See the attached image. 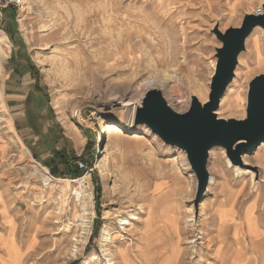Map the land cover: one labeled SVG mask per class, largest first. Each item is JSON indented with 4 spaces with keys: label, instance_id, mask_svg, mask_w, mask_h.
<instances>
[{
    "label": "rangeland",
    "instance_id": "rangeland-1",
    "mask_svg": "<svg viewBox=\"0 0 264 264\" xmlns=\"http://www.w3.org/2000/svg\"><path fill=\"white\" fill-rule=\"evenodd\" d=\"M22 1L24 9L0 17L10 45L0 85L12 123L0 121V264H126L124 255L129 264H160L161 257L144 258L148 245L160 243L145 242L142 233L148 220L164 216L182 224L176 240L186 256L176 264H227L234 247L217 233L215 213L227 202L242 217L254 205L264 226V142L242 155V165L230 166L226 150L215 149L208 164L214 182L196 211L198 182L185 152L146 126L129 128L121 101L139 107L157 89L171 108L168 92L188 110L193 97L205 104L221 47L215 29L264 15V0ZM263 74L264 30L257 28L217 118L246 119L249 85ZM111 124L119 128L109 135ZM76 160L88 169L76 173ZM76 189L92 194L84 232ZM130 215L138 220L124 229L120 220ZM105 227L112 230L109 255L100 244ZM214 239L221 258L213 256ZM252 244L251 264H264V240Z\"/></svg>",
    "mask_w": 264,
    "mask_h": 264
},
{
    "label": "water",
    "instance_id": "water-1",
    "mask_svg": "<svg viewBox=\"0 0 264 264\" xmlns=\"http://www.w3.org/2000/svg\"><path fill=\"white\" fill-rule=\"evenodd\" d=\"M257 28L264 30V15H246L240 27L214 33L221 43L216 50V66L210 85L209 99L201 104L193 97L188 112H175L160 90H150L134 114L135 126H146L165 145L182 149L196 175L198 187L195 209L208 192L211 175L210 152L221 147L232 164L242 165V155L252 153L264 141V74L249 85L247 117L242 121L217 118L229 86L235 78L239 58L246 42Z\"/></svg>",
    "mask_w": 264,
    "mask_h": 264
},
{
    "label": "crops",
    "instance_id": "crops-1",
    "mask_svg": "<svg viewBox=\"0 0 264 264\" xmlns=\"http://www.w3.org/2000/svg\"><path fill=\"white\" fill-rule=\"evenodd\" d=\"M12 9V8H8ZM3 15V14H2ZM1 18L3 16H0ZM0 18V23L1 19ZM233 205L229 203L220 204L215 213L214 227L218 232L227 233L226 244L233 245L234 249L230 256V260L227 264L231 263V260H235L236 264H251V258L253 253L252 241L258 242V240H264V226L259 222L256 217L254 205H249L245 208L242 217L235 216L233 213ZM225 211L224 213H221ZM251 214L250 221L255 222L259 229L251 228L249 218L247 215ZM172 218V219H171ZM164 216L160 220H148L144 224L142 233V240L149 244L159 242L160 245L155 249L149 247L145 248L143 256L145 259L152 257H161L163 260L160 264H176L179 258L186 256L182 249L183 244H179L176 240L177 234L181 231L178 227L182 226L181 223H177V220L173 217ZM170 221V222H169ZM174 237V239H172ZM217 239L212 240L214 244V257L221 258L223 256L224 249L219 246V243L215 242ZM252 248V249H250ZM144 259V260H145ZM137 264H140L138 260H134ZM147 263L144 261V264ZM212 264L211 262H208Z\"/></svg>",
    "mask_w": 264,
    "mask_h": 264
},
{
    "label": "bare ground",
    "instance_id": "bare-ground-1",
    "mask_svg": "<svg viewBox=\"0 0 264 264\" xmlns=\"http://www.w3.org/2000/svg\"><path fill=\"white\" fill-rule=\"evenodd\" d=\"M248 3H249V1H248ZM261 11H262V9H261ZM255 15H257V14L255 13ZM9 52H10V45L8 43L7 37L0 33V81L1 82H2V79L4 77L3 68H2L1 62L8 56ZM168 98L171 100L172 109L175 110L176 112L182 113V112H186L188 110V108H189L188 102L186 100H184L183 98L177 97L173 92H168ZM121 102H122V108L127 113H129L128 114L129 115V120L126 122V124H127V126L129 128L133 129L134 126H135L134 125V114H135L136 109L138 108V104H136L134 102H130V101H123V100ZM222 103H223V101H222ZM0 121L6 123L11 129L12 123L7 118V114H6L5 107H4L3 90H2L1 85H0ZM118 128H119V126H117L116 124L108 125L107 126V132H108L109 135H112V133L118 131ZM215 149L216 148L212 149L211 152H210L211 159H212V157L215 154L214 153ZM228 164L230 166H232V163L229 160H228ZM236 172L239 175H242L240 169H237ZM42 180L44 181V183L46 185H50V183L52 182L51 177H47V176H43ZM62 181L64 183H68L69 182V181H66V180H62ZM213 182H214V178L211 176L210 184H212ZM72 183L78 184V186H80V189H81V183L79 181H74V182L72 181ZM74 192H75V196H76L77 202L80 203L78 205H80L82 207V209H84V211H83L84 214H82V216H81L82 222H83V225L82 224L81 225L83 226L82 230L84 232L86 229L90 228V225H88V220H89L88 216H89V214L87 213L88 209H86L85 203H86V200H89V199L91 200L92 194H91V192H89L90 194H88L86 192H81L78 189H76ZM133 220H138V218L137 217L135 218L134 215H130V219L129 218L121 219L120 220L121 226L124 227V229H125L126 226L131 225V221H133ZM190 221H192V220H190ZM86 226H87V228H86ZM111 231L112 230H110L109 228L105 227L104 230H103L102 236H101V240H100L101 248L103 249L102 252H104V254H106V255L107 254L109 255V253H110L108 251L109 249L107 250L106 247L108 246V243L112 239L111 238L112 237ZM88 232H89V230H88ZM78 244H79V241H76V244H74V245H76L74 247V249H73V254L74 255H77L80 252ZM260 249H261V254L263 255L264 254V246H263V244H262V247H260ZM123 260H124V262L126 264H129V260H128V256L127 255L123 256ZM109 261H111V260H109Z\"/></svg>",
    "mask_w": 264,
    "mask_h": 264
},
{
    "label": "built area",
    "instance_id": "built-area-1",
    "mask_svg": "<svg viewBox=\"0 0 264 264\" xmlns=\"http://www.w3.org/2000/svg\"><path fill=\"white\" fill-rule=\"evenodd\" d=\"M24 4L25 3L22 0H0V16H2L3 12L8 8L22 10L24 9ZM76 164L81 170L88 169L87 166L81 161H78Z\"/></svg>",
    "mask_w": 264,
    "mask_h": 264
},
{
    "label": "trees",
    "instance_id": "trees-1",
    "mask_svg": "<svg viewBox=\"0 0 264 264\" xmlns=\"http://www.w3.org/2000/svg\"><path fill=\"white\" fill-rule=\"evenodd\" d=\"M7 10H10V9H7ZM74 160L73 161H75V159H76V157L75 158H73ZM78 160V159H77ZM77 160H76V162H77ZM64 161V160H63ZM73 163V162H72ZM66 166H70V162L68 161V160H65V163H64ZM73 165V164H72ZM77 171H76V173L77 172H79V173H81V172H84V171H82V170H79L78 169V167H74Z\"/></svg>",
    "mask_w": 264,
    "mask_h": 264
}]
</instances>
